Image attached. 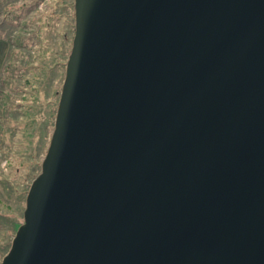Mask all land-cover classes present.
I'll return each instance as SVG.
<instances>
[{
  "label": "water",
  "instance_id": "95a60500",
  "mask_svg": "<svg viewBox=\"0 0 264 264\" xmlns=\"http://www.w3.org/2000/svg\"><path fill=\"white\" fill-rule=\"evenodd\" d=\"M73 19L0 264H264V0H73Z\"/></svg>",
  "mask_w": 264,
  "mask_h": 264
},
{
  "label": "rangeland",
  "instance_id": "374dc122",
  "mask_svg": "<svg viewBox=\"0 0 264 264\" xmlns=\"http://www.w3.org/2000/svg\"><path fill=\"white\" fill-rule=\"evenodd\" d=\"M73 22V0H0V260L48 145Z\"/></svg>",
  "mask_w": 264,
  "mask_h": 264
},
{
  "label": "crops",
  "instance_id": "0c3cea01",
  "mask_svg": "<svg viewBox=\"0 0 264 264\" xmlns=\"http://www.w3.org/2000/svg\"><path fill=\"white\" fill-rule=\"evenodd\" d=\"M0 65H1V58H0ZM0 68H1V66H0Z\"/></svg>",
  "mask_w": 264,
  "mask_h": 264
}]
</instances>
